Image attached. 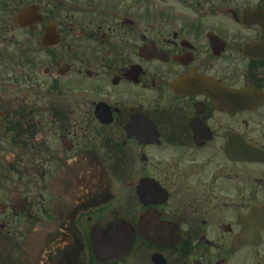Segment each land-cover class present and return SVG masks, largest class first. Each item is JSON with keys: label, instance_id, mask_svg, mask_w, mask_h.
<instances>
[{"label": "flooded vegetation", "instance_id": "af4514ba", "mask_svg": "<svg viewBox=\"0 0 264 264\" xmlns=\"http://www.w3.org/2000/svg\"><path fill=\"white\" fill-rule=\"evenodd\" d=\"M0 264H264V0H0Z\"/></svg>", "mask_w": 264, "mask_h": 264}, {"label": "rangeland", "instance_id": "374dc122", "mask_svg": "<svg viewBox=\"0 0 264 264\" xmlns=\"http://www.w3.org/2000/svg\"><path fill=\"white\" fill-rule=\"evenodd\" d=\"M248 196H250V195H248Z\"/></svg>", "mask_w": 264, "mask_h": 264}]
</instances>
